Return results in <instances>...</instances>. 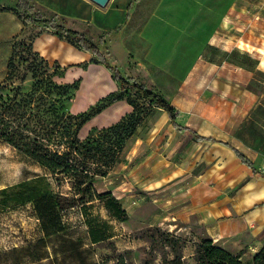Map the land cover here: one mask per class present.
Wrapping results in <instances>:
<instances>
[{
	"label": "rangeland",
	"instance_id": "374dc122",
	"mask_svg": "<svg viewBox=\"0 0 264 264\" xmlns=\"http://www.w3.org/2000/svg\"><path fill=\"white\" fill-rule=\"evenodd\" d=\"M82 1L0 0V84L4 82L7 64L14 49L13 59L17 70L25 77L22 82L16 81L21 91H29L35 84L41 90H49V96L58 99V104L66 112L77 114L87 111L109 93L119 91L120 85L115 79L117 88L109 90L108 81L113 77L108 68L104 72L96 68L90 69L89 64L84 63L78 65L79 71H76L75 66H61L55 61H47L32 50L31 41L41 32H53L68 39L73 37L67 35L64 31L66 29H87L89 32V26L85 23L61 17H78L75 7L85 10ZM17 2L23 5L20 12L26 21L11 10L16 7ZM251 12H254L255 17L252 22L247 17L249 14L243 13L241 20H247L248 23H242L240 30L232 29L228 32L231 44L235 43V47L233 51L225 52L230 59L240 57L242 63L241 71L232 70L229 76L241 78V85L250 76L260 82V87L250 101L243 104V108L261 113L264 112V71L256 69L255 65L264 68V0H258ZM233 33L237 35V41H234ZM32 62L37 65L35 77L32 76ZM180 82L179 78L174 77L172 89L168 84L147 86L161 93L170 102L178 112L179 122L197 124L203 121L204 116L214 118L218 113L227 115L238 107L233 104L232 95L212 90L204 81L201 84L202 81L199 80V85L194 87L188 85V81L184 86H179ZM63 90L67 92L65 96L62 95ZM0 92L6 94L8 91L2 89ZM116 101L122 103L114 104ZM116 101L107 104L89 118L80 128L79 136L84 138L92 128L107 127L132 111L133 107L125 99ZM233 121V118L228 121L231 127L234 126ZM253 121L264 126V119ZM170 126L165 110L153 106L125 142L119 160L96 183L100 191L111 190L122 206L130 198L137 201L134 210H126L128 217L124 220L111 218L97 203L88 211L101 220H106L108 231L112 234L109 239L93 245L94 256L101 264H114V258L118 254H122L125 262L131 264H143L145 260H153L155 264H193L195 244L204 237L202 230L173 229V210H156L161 203L153 195L154 190L144 189L145 181L153 180L163 169L167 173L170 169L169 158L170 155L173 156V141L169 140L171 135L168 131ZM260 130H264V127ZM160 164L162 166L156 168ZM48 182L49 179L37 163L13 146L0 142V252L47 237L66 227L76 229L79 235L83 234L85 226L78 207L58 209L53 202L56 188H50ZM33 188L40 195L33 196ZM45 189L51 191L43 193ZM68 189L67 184L60 187L63 192ZM177 224L181 225L179 222ZM154 226L159 229L155 231ZM144 234L147 235L143 236ZM247 239L241 234L213 242L238 256L242 262L252 264V255L258 248L250 246ZM110 241H113L114 246H111ZM175 250L181 253V257L173 263ZM0 264H4L3 259Z\"/></svg>",
	"mask_w": 264,
	"mask_h": 264
},
{
	"label": "crops",
	"instance_id": "0c3cea01",
	"mask_svg": "<svg viewBox=\"0 0 264 264\" xmlns=\"http://www.w3.org/2000/svg\"><path fill=\"white\" fill-rule=\"evenodd\" d=\"M257 1L109 0L99 6L83 0L85 10L75 7L78 17L61 16L88 25L89 32L73 30L87 31L111 65L146 86L168 84L172 89L175 77L181 80L179 86L188 81L194 87L201 80L212 90L233 96L238 107L227 115L204 116L202 122L190 124L179 122L177 114L175 121L184 129L169 119L170 169L145 181L144 189L154 190L161 203L156 210H173V229H201L204 237L214 241L242 234L254 249L264 242V130H260L264 126L253 120L264 119V112L247 110L243 104L254 96L260 82L250 76L241 85V78L229 76L232 70L241 71L242 63L225 51H233L237 41L233 33L232 45L228 32L248 23L241 20L243 13L252 22ZM32 46L48 61L75 66L76 71L84 63L90 69L107 70L95 61V53L53 32L38 33ZM108 83L109 90L117 88L114 79ZM118 102L122 103L114 104ZM235 150L251 165L243 163ZM135 203L130 198L123 207L134 210Z\"/></svg>",
	"mask_w": 264,
	"mask_h": 264
},
{
	"label": "trees",
	"instance_id": "16d2710c",
	"mask_svg": "<svg viewBox=\"0 0 264 264\" xmlns=\"http://www.w3.org/2000/svg\"><path fill=\"white\" fill-rule=\"evenodd\" d=\"M22 8L23 5L17 2L11 10L23 18L20 12ZM23 21L26 19L23 18ZM64 31L73 37H65L66 40L96 54L98 59L95 61L101 62L112 72L113 79L120 85L119 91L109 93L87 111L77 114L66 112L58 104V99L49 96V90H41L35 84L29 91H21L16 81L22 82L25 77L17 70L13 49L7 64V74L0 84V90L8 91L6 94L0 92V142L13 146L43 169L50 188H56L54 204L60 210L78 207L83 217L84 232L79 235L76 229L66 227L47 237L0 252V260L3 259L4 264H101L94 256L93 245L109 239L112 234L108 231L106 220L88 211L97 203L111 218L124 220L128 216L119 198L111 190H98L96 183L119 160L125 142L153 106L163 108L172 124L178 129H184L175 121L178 112L170 102L161 93L151 90L131 76L123 75L116 66L111 65L100 52L98 42L87 31ZM31 47L33 52L47 60L33 49L32 41ZM30 66L32 76H37V65L32 62ZM66 94V90H63L62 95ZM120 99H125L133 107L131 112L107 127L92 128L84 138L79 136L80 128L89 118L107 104ZM235 152L243 163L251 165L245 156L237 150ZM64 184L69 186L66 192L60 190ZM33 190V196L40 195L35 188ZM48 191L51 189H45L43 193ZM153 229L156 231L159 228L154 226ZM109 243L114 246L113 241ZM174 256L173 263L181 257V253L175 250ZM114 264L131 262H125L124 256L118 254ZM143 264L155 262L145 260ZM193 264L247 263L213 242L212 238L203 237L195 244ZM252 264H264V243L252 255Z\"/></svg>",
	"mask_w": 264,
	"mask_h": 264
},
{
	"label": "water",
	"instance_id": "95a60500",
	"mask_svg": "<svg viewBox=\"0 0 264 264\" xmlns=\"http://www.w3.org/2000/svg\"><path fill=\"white\" fill-rule=\"evenodd\" d=\"M99 6H105L109 0H90Z\"/></svg>",
	"mask_w": 264,
	"mask_h": 264
},
{
	"label": "bare ground",
	"instance_id": "6f19581e",
	"mask_svg": "<svg viewBox=\"0 0 264 264\" xmlns=\"http://www.w3.org/2000/svg\"><path fill=\"white\" fill-rule=\"evenodd\" d=\"M9 170H10V169H9ZM9 170H8V171H9ZM9 172H10V171H9Z\"/></svg>",
	"mask_w": 264,
	"mask_h": 264
}]
</instances>
